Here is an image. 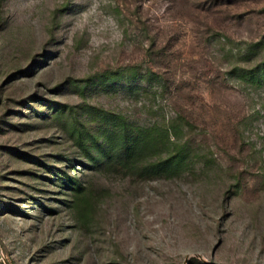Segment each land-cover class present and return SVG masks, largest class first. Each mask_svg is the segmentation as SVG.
I'll return each mask as SVG.
<instances>
[{
	"label": "rangeland",
	"instance_id": "374dc122",
	"mask_svg": "<svg viewBox=\"0 0 264 264\" xmlns=\"http://www.w3.org/2000/svg\"><path fill=\"white\" fill-rule=\"evenodd\" d=\"M263 61L264 0H0V264H264Z\"/></svg>",
	"mask_w": 264,
	"mask_h": 264
},
{
	"label": "trees",
	"instance_id": "16d2710c",
	"mask_svg": "<svg viewBox=\"0 0 264 264\" xmlns=\"http://www.w3.org/2000/svg\"><path fill=\"white\" fill-rule=\"evenodd\" d=\"M262 67V71L264 72V61L262 62V65H261ZM261 71V70H260ZM132 147V144H131V142H130V140L128 139V137H125V140H124V142H123V145H122V150H123V152H122V158H127V156H128V152L127 151H129V149ZM74 181L78 184V182L76 181V178L74 179Z\"/></svg>",
	"mask_w": 264,
	"mask_h": 264
}]
</instances>
